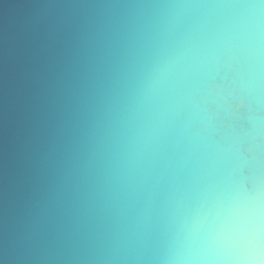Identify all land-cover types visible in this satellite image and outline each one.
<instances>
[{"label":"clouds","instance_id":"9594fccd","mask_svg":"<svg viewBox=\"0 0 264 264\" xmlns=\"http://www.w3.org/2000/svg\"><path fill=\"white\" fill-rule=\"evenodd\" d=\"M0 264H264V0H0Z\"/></svg>","mask_w":264,"mask_h":264}]
</instances>
